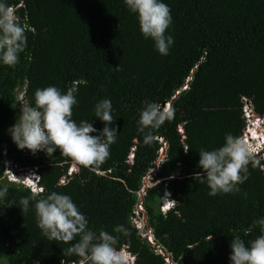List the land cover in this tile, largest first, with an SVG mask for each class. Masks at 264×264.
Returning a JSON list of instances; mask_svg holds the SVG:
<instances>
[{
  "label": "trees",
  "instance_id": "1",
  "mask_svg": "<svg viewBox=\"0 0 264 264\" xmlns=\"http://www.w3.org/2000/svg\"><path fill=\"white\" fill-rule=\"evenodd\" d=\"M162 2L173 19L165 33L174 38L167 56L144 38L124 0H7L27 29V46L15 66L0 63V189H8L0 199V260L6 264H79L81 258L64 256L69 245L42 234L35 201L21 212L19 201L30 191L3 178L2 144L20 168H37L45 190L38 198L70 196L97 233L124 226L129 235L121 234L117 247L127 244L134 264H231L232 238L248 244L259 235L253 228L264 218L259 160L252 157L238 194L211 197L194 176L203 173L201 149H218L228 134L240 136L242 98L264 114V0ZM49 86L62 93L76 89L72 119L92 123L97 133L104 123L94 106L111 101L109 127L118 136L99 167L75 165L59 150L50 157L44 151L30 155L5 140L21 115L19 92L24 106L34 105L35 91ZM147 102L174 111L149 145L138 131ZM72 164L77 170L68 175ZM165 191L176 204L163 214ZM138 205L153 244L134 223Z\"/></svg>",
  "mask_w": 264,
  "mask_h": 264
},
{
  "label": "clouds",
  "instance_id": "2",
  "mask_svg": "<svg viewBox=\"0 0 264 264\" xmlns=\"http://www.w3.org/2000/svg\"><path fill=\"white\" fill-rule=\"evenodd\" d=\"M124 3L130 13L137 16L144 38L154 41L156 51L167 56L174 43V38L165 34L173 23L169 6L162 0H124ZM26 31V27L18 21L16 9L7 0H0V63L15 66L19 62V56L27 46ZM75 93L74 88H69L66 93L54 86L37 89L34 105L24 106L21 92L18 102L24 107L15 125L8 130L17 148L32 154L44 151L49 157L59 150L61 156L84 168L103 164L110 157V146L118 136L117 129L109 127L114 123L111 101L104 99L94 106L95 117L104 123L102 131L97 133L92 123L81 121L77 124L72 119V110L77 104ZM173 117L174 111L166 105L162 108L158 103L147 102L138 120V131L144 134V144H151L156 139L154 130ZM242 120L244 127L239 137L228 134L225 143L218 149L199 151L198 166L203 173H196L194 179L207 184L211 197L240 193L239 186L248 179L252 157L260 161L264 174V114L255 113L251 105L250 115L246 118L242 103ZM184 150L187 152L189 149ZM2 154L3 178L30 191L29 196L19 201L21 212L27 213L30 201H35L37 227L49 241L69 245L63 249L64 256L81 258L79 264H134L127 244L117 247L120 235H129L124 226L115 227L113 233L103 229L98 233L92 231L87 218L70 196L52 192L38 198L45 190L40 185L37 168H21L26 172L19 171L12 162H8L6 153L2 151ZM7 193L6 186L0 189V199L5 198ZM243 195L247 198V193ZM161 202L160 211L163 214L176 204L167 191ZM141 217L142 227L145 231L149 230L145 228L143 214ZM257 226L259 235L248 244L239 235L232 238L231 264H264V218L253 221V228ZM138 228L141 231L142 228ZM61 264H64L63 260Z\"/></svg>",
  "mask_w": 264,
  "mask_h": 264
},
{
  "label": "built area",
  "instance_id": "3",
  "mask_svg": "<svg viewBox=\"0 0 264 264\" xmlns=\"http://www.w3.org/2000/svg\"><path fill=\"white\" fill-rule=\"evenodd\" d=\"M242 103H243V112H244L245 117L247 118L250 115L251 103L245 98H242ZM166 108H168V104H166ZM26 153H28L30 155H34L31 152H27L26 151ZM74 170H76V166L75 165H73V169H70L68 174L70 175L72 172H74ZM63 182H64V179H61L60 183H63ZM137 195L140 198L143 195V190L140 191ZM135 214L142 216L143 209H142L141 205H138L136 207V212L134 213V215ZM142 237H145L150 244H153V236H152V234H151V232L149 230H147V233L144 236H142ZM166 262L168 264H171L169 260H167Z\"/></svg>",
  "mask_w": 264,
  "mask_h": 264
},
{
  "label": "rangeland",
  "instance_id": "4",
  "mask_svg": "<svg viewBox=\"0 0 264 264\" xmlns=\"http://www.w3.org/2000/svg\"><path fill=\"white\" fill-rule=\"evenodd\" d=\"M20 93L21 92H19V94H18V99H19V95H20ZM18 105H19V108H18V106H17V108L19 109V111H21V108L23 107L22 105H20V102H18ZM14 126V125H13ZM12 126V127H13ZM9 130V129H8ZM8 130H6L5 132H4V138H5V140L6 141H11L12 140V138H11V136H10V134H9V131ZM3 146V148H2V151H3V153H5L6 152V149H5V145L4 144H2ZM8 162L9 163H11L12 161L10 160V159H8ZM13 163V167L14 166H16L17 168H18V170L19 171H22L21 170V168H19L20 166L18 165V164H15V162H12ZM70 169H73V164L70 166V168H69V170L68 171H70ZM22 172H26V170H24V171H22ZM6 179V178H5ZM148 179H149V177H147L146 178V182L147 183H149V181H148ZM6 181H7V179H6ZM27 181V180H26ZM145 186H146V184H145ZM165 200V199H164ZM134 222L137 224V227H141L142 229H141V235H145L146 233H147V231H145V229L142 227V217L140 216V215H134ZM0 264H6L3 260H0Z\"/></svg>",
  "mask_w": 264,
  "mask_h": 264
},
{
  "label": "bare ground",
  "instance_id": "5",
  "mask_svg": "<svg viewBox=\"0 0 264 264\" xmlns=\"http://www.w3.org/2000/svg\"><path fill=\"white\" fill-rule=\"evenodd\" d=\"M20 180V179H19ZM23 180V179H22ZM28 180V179H27Z\"/></svg>",
  "mask_w": 264,
  "mask_h": 264
},
{
  "label": "snow or ice",
  "instance_id": "6",
  "mask_svg": "<svg viewBox=\"0 0 264 264\" xmlns=\"http://www.w3.org/2000/svg\"><path fill=\"white\" fill-rule=\"evenodd\" d=\"M171 205H169V207H170Z\"/></svg>",
  "mask_w": 264,
  "mask_h": 264
}]
</instances>
